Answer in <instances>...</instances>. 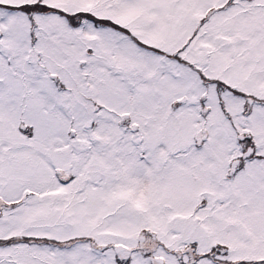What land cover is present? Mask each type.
<instances>
[{"label": "snow or ice", "instance_id": "snow-or-ice-1", "mask_svg": "<svg viewBox=\"0 0 264 264\" xmlns=\"http://www.w3.org/2000/svg\"><path fill=\"white\" fill-rule=\"evenodd\" d=\"M0 264H264V0H0Z\"/></svg>", "mask_w": 264, "mask_h": 264}]
</instances>
